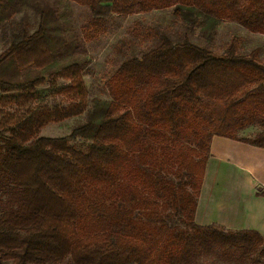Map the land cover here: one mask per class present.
Instances as JSON below:
<instances>
[{"label": "trees", "instance_id": "1", "mask_svg": "<svg viewBox=\"0 0 264 264\" xmlns=\"http://www.w3.org/2000/svg\"><path fill=\"white\" fill-rule=\"evenodd\" d=\"M168 7L208 42L223 20L264 35V0H0V31L22 23L0 51V264H264L258 231L194 219L212 137L264 148L258 48L217 53L155 29L108 98L89 100L85 38ZM78 115L66 135L39 134Z\"/></svg>", "mask_w": 264, "mask_h": 264}, {"label": "rangeland", "instance_id": "2", "mask_svg": "<svg viewBox=\"0 0 264 264\" xmlns=\"http://www.w3.org/2000/svg\"><path fill=\"white\" fill-rule=\"evenodd\" d=\"M72 9L79 26L85 24L91 16L89 8L85 6L73 3ZM30 17H32V14ZM34 23L30 26L31 30L34 27ZM21 24V16L16 15L11 19L7 29L0 31V51L9 42L11 32L19 30ZM155 29L159 30L158 35L163 33L174 40L188 37L193 42L207 46L217 53H221L229 43H232L236 50L241 53H247L252 48H258V56L261 60H264V35L251 33L229 20L221 22L215 37L212 41L208 42L190 34L188 25L175 16L172 7L153 10L141 16L136 14L124 17L114 15L108 19L104 32L96 37L85 38L86 47L89 52V63L84 70V80L88 88L89 100L94 96L108 98L106 80L124 57L129 56L132 52L147 48L155 41ZM51 97H47L49 101H53ZM54 98L62 104L63 101L60 97L56 96ZM83 117V115H78L52 121L43 126L39 134L45 136L66 135L73 125L81 121ZM253 132V129H248L240 132V134L251 135ZM76 144L80 145L78 142ZM244 262L245 264H257L256 261H252L251 259H247ZM64 264L73 263L67 259ZM216 264L238 263L223 260L218 261Z\"/></svg>", "mask_w": 264, "mask_h": 264}, {"label": "crops", "instance_id": "3", "mask_svg": "<svg viewBox=\"0 0 264 264\" xmlns=\"http://www.w3.org/2000/svg\"><path fill=\"white\" fill-rule=\"evenodd\" d=\"M194 219L264 237V148L212 137Z\"/></svg>", "mask_w": 264, "mask_h": 264}]
</instances>
